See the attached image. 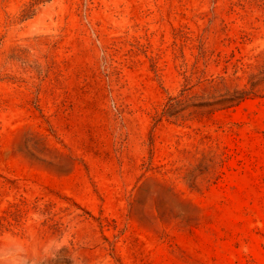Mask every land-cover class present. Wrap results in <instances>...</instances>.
Returning a JSON list of instances; mask_svg holds the SVG:
<instances>
[{
	"label": "rangeland",
	"instance_id": "obj_1",
	"mask_svg": "<svg viewBox=\"0 0 264 264\" xmlns=\"http://www.w3.org/2000/svg\"><path fill=\"white\" fill-rule=\"evenodd\" d=\"M0 264H264V0H0Z\"/></svg>",
	"mask_w": 264,
	"mask_h": 264
}]
</instances>
